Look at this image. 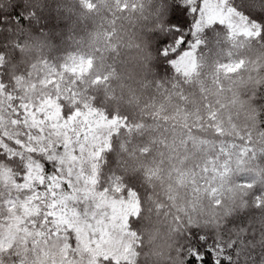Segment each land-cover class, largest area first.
I'll use <instances>...</instances> for the list:
<instances>
[{
	"label": "snow or ice",
	"instance_id": "obj_1",
	"mask_svg": "<svg viewBox=\"0 0 264 264\" xmlns=\"http://www.w3.org/2000/svg\"><path fill=\"white\" fill-rule=\"evenodd\" d=\"M116 3L120 7V0H116ZM87 6L95 7L91 3ZM44 7L51 13L52 6L48 0H44ZM210 9L219 15L209 23L207 17ZM20 11H29L23 0H18L8 15L19 16ZM154 12L147 33V65L150 70L156 69L151 74L156 77L152 84L158 89L162 84L167 90L169 85H166L163 77L171 79L176 75L174 62L180 57H186L191 62V57L203 44V37L212 30L228 32L229 39L248 35V39L264 46V0H155ZM32 14H36L34 10ZM43 18L54 19L51 14ZM243 29L248 32H242ZM113 35L108 34L109 42ZM24 47L16 44L11 56L0 48V69L4 70L0 71V176L4 169L8 170L9 176L6 183L0 179V218H11L22 204L32 207L29 204L32 201L40 211L39 215L31 217L34 223L27 226L34 234L39 229L52 250L60 252L62 246L70 248L74 259L67 264H83V261H75L77 252L81 251L77 236L66 225L62 227L57 223V212L63 210L60 214L64 215L70 210L78 213L84 221L91 218L99 223L101 218H109L100 200L112 195L116 199L123 197L130 206L138 203L139 210L131 208L126 223L121 217L116 221L120 228L112 229L122 247H128L125 258L118 260L103 256L99 264H148L149 257L153 255L156 257L155 264H264V143L260 142L264 141V101L253 97V103L260 105L255 139L252 129H241L239 143L228 148L227 157L224 154L226 145H222L218 153L209 152V155L217 156L212 162L214 168L228 170L234 160L242 159L245 167L257 168L259 175L247 174L245 179L248 186L234 202L214 196L213 199L220 202L216 204L217 211L212 217L202 219L190 209H177L173 215L165 211L166 207L172 206H166L154 189L148 187L152 183L151 172L145 177L148 183H143L138 176H109L100 170L102 166L99 161L103 159L106 148L110 147V141L105 137L114 134L111 126L106 132L100 130L101 138L95 145H86L92 147L91 152L86 153L85 148H80L77 153L79 165L75 160L69 162V151H75V146L82 143L75 135L79 125H74L69 137L65 138V129L57 132L52 126L55 122L49 117L48 91L41 88L16 97L15 84L19 83V78L13 82V74L5 75L8 66L23 55ZM86 63L90 66L92 59L89 58ZM184 75L187 79V73ZM179 78L176 75V79ZM108 79L109 74H106L103 81ZM96 82H101V78L97 77ZM260 87L264 89V84ZM36 97H39V103ZM72 100L69 93L60 101L65 122L72 119L74 112H82L87 107L86 104H73ZM98 118L107 120L110 125L129 135L139 133L144 128L142 122H134L127 115L118 113H100ZM92 139L95 140L96 136ZM203 162L208 164L206 158ZM33 172L36 173L35 177ZM29 181L32 183L29 184ZM130 197L135 199L129 200ZM73 201L76 202L74 206ZM153 215L157 220L162 215L165 219L171 216L164 238L166 251L155 246V240L160 237L153 224ZM3 224L4 221L0 219V264H17V261L27 264V261H23L20 238L7 253L2 250L3 244L7 243ZM141 257H144L143 262Z\"/></svg>",
	"mask_w": 264,
	"mask_h": 264
},
{
	"label": "trees",
	"instance_id": "obj_2",
	"mask_svg": "<svg viewBox=\"0 0 264 264\" xmlns=\"http://www.w3.org/2000/svg\"><path fill=\"white\" fill-rule=\"evenodd\" d=\"M17 2L0 0V48L11 56L16 44L25 45L23 55L5 72V75L13 74V82L19 78V83L15 84L16 97L43 88L48 95L55 97L62 113L60 101L71 93L73 104H86L111 115H127L130 120L143 123V131L131 135L113 130L114 134L109 137L110 147L106 148L103 159L99 161L100 170L105 175L138 176L143 183H148L145 177L151 172L152 183L148 187L154 189L166 206H172L166 207V212L175 215L177 209H190L202 219L216 213V204L220 201L214 200V196L234 202L248 186L247 174L259 175L257 168L245 167L242 159L234 160L228 170L214 168L212 162L217 156L209 155L211 151L218 153L221 146L226 145L224 154L227 157L228 148L239 143L241 129H252L253 138H256L254 130L259 124L260 105L253 103V97L264 101V89L260 87L264 84V53H261L264 46L258 41L248 39V35L229 39L228 32L212 30L203 37V44L195 53L194 70L187 74V79L185 72L174 64L175 73L180 78L164 76L166 85H169L167 90L152 85L143 89L139 104L117 103L108 89V80L103 81V77L109 74V69L124 62L131 49L129 46L133 47L137 42L148 56L147 33L155 15V0H132L131 6L127 0H120V7L103 11H97L100 0H83V6L82 0H48L52 6L51 13L44 7V0H23L29 11L9 16ZM88 3L95 7L89 8ZM56 5L64 7L63 12L76 20L70 27L69 40L63 38L64 34H54L59 27L52 13ZM49 14L54 19L43 18ZM98 32H104L107 37L110 33L114 35L110 42L107 39V44L101 46L93 40ZM80 56L91 58L92 64L78 74L70 72L68 64ZM232 64L237 65L231 69L224 68ZM151 70L156 72L155 68ZM97 77L101 82H96ZM38 100L36 97V102ZM165 101L168 112L160 111ZM176 109H191L198 113L179 137L175 135L176 125L170 122L168 115L169 112L175 115ZM220 163L223 165V161ZM7 173L8 170L4 169L0 176L5 183L9 180ZM22 205L15 214H21L25 228L2 250L7 253L20 238L23 260L43 258L40 252L48 247V241L39 229L34 234L27 226L34 223L31 217L39 215V206L36 205L37 211L24 213ZM11 218H0L4 221L3 229ZM169 223L171 216L165 219L162 215L157 220L153 215L155 228L163 233L164 246ZM50 254L54 256L55 251ZM152 257L154 255L149 257L148 264H155ZM141 260L143 262L144 257ZM21 262L17 261V264Z\"/></svg>",
	"mask_w": 264,
	"mask_h": 264
},
{
	"label": "rangeland",
	"instance_id": "obj_3",
	"mask_svg": "<svg viewBox=\"0 0 264 264\" xmlns=\"http://www.w3.org/2000/svg\"><path fill=\"white\" fill-rule=\"evenodd\" d=\"M63 11L64 7H61L60 5H56L52 9V13L56 19V23H59V27L54 32V34H64L65 37L63 38L69 40V35H71L69 34L70 27L75 25L76 20L74 18H71L68 13ZM218 15L219 14L217 12H215L213 9H210L209 15L207 17L208 22L216 19ZM242 32L247 33L248 30L243 29ZM137 36V38L140 37L139 35ZM137 45H139V48L137 47ZM129 47L131 48L130 51L133 49L141 48L138 42L133 47ZM261 53L263 54L264 50H262ZM87 60V58L81 56L73 58L68 64L67 68L70 72L78 74L87 68ZM81 61H84V63L82 64ZM195 62L196 58L194 55L191 57V62H189V59L186 57H180L176 62H174V64L183 72L189 74L193 72ZM236 65L237 64L227 65L224 68L231 69ZM151 73L155 72L151 70ZM51 78L53 77H50V79ZM5 95H7V93H5ZM46 99L48 101L47 108L51 109V111L49 112V117L51 121L55 122L52 124V126L56 128L57 132H59L61 129H65L66 131H64V136L65 138H67L71 134L73 126L79 125V131L76 132L75 135L77 139H80L82 141V143L75 146V151H69V162L75 160L77 165L80 164V158L77 156V153H79L80 148H85L86 153L91 152L92 147H86V145H95L100 140L101 137L99 132L101 129H103L105 132L107 131V128L109 126H111L113 130L116 129L115 125H110L107 120H100L98 116L103 112L98 108L91 106H87L83 109L82 112H74L72 119L65 122L62 118L61 107L55 97L47 95ZM28 103L31 102L28 101ZM37 103H39V100L37 101ZM81 121L83 123H81ZM85 125H87V127H85ZM94 135L96 136L95 140L92 139ZM105 138L109 140V137ZM71 147L72 146H70V148ZM84 159L85 161H87L86 156L84 157ZM35 176L36 173L33 172V177ZM13 183H15V181ZM31 183L32 181H29V184ZM97 199L99 200V196H97ZM134 199L135 197L129 198V200ZM30 204H32V207H29L28 204L22 205L24 213H28L29 210L37 211L36 204L32 202ZM72 204L74 206L76 202L73 201ZM100 205L102 208L107 210V212L109 213V218L107 220L101 218L99 223H97V221L93 219L86 222L83 219L79 218L78 213L70 210L67 211L64 215L60 214V212L63 210H58L55 217L58 224H60L62 227L66 225L67 228L73 231L77 236V243L79 241L78 245L81 251L77 252L75 261H83V264H99L100 257L103 256L115 257L116 259H124L128 251L127 246L122 247L121 241L116 238L112 229L120 228V225L117 224L116 221L121 217H123V222L126 223L127 214L133 207L138 210V203L132 204L130 206L129 201H125L123 197H120V199H116L114 196L109 195L107 199L100 200ZM24 228L25 226L23 224V218H21V214H14V217L11 218V222L4 229L5 239L7 240V243L3 244V247L8 245L14 238L21 235ZM51 251L53 250L51 246L48 245L47 248H44L40 252V255L44 256L43 258L39 257L38 259L34 258L32 260H28L27 264H67L68 261H72L74 259L70 254V248H63L62 246L61 251H55L54 256L50 254ZM152 260L155 261V256L152 257ZM20 264H22V262Z\"/></svg>",
	"mask_w": 264,
	"mask_h": 264
},
{
	"label": "clouds",
	"instance_id": "obj_4",
	"mask_svg": "<svg viewBox=\"0 0 264 264\" xmlns=\"http://www.w3.org/2000/svg\"><path fill=\"white\" fill-rule=\"evenodd\" d=\"M131 6L132 0H127ZM116 0H100L97 11H103L108 8H118ZM131 15V7L129 8ZM93 40L104 46L107 44V36L104 32L94 34ZM96 65H94V69ZM98 70V69H97ZM155 78L151 74V70L147 65L146 51L143 47L133 49L126 53L124 62L115 68L109 69V79L107 86L112 93V97L117 103L139 104L140 97L145 87H151ZM159 84V82L157 81ZM164 86L161 84L160 88ZM167 101L161 104L160 111L168 112ZM176 114L169 112V120L176 125L175 135L177 137L183 135L185 129L195 119L198 114L191 109H176ZM264 143V141H260ZM159 239L155 240V246L158 249H164L163 233L158 232ZM166 251V249H164Z\"/></svg>",
	"mask_w": 264,
	"mask_h": 264
}]
</instances>
